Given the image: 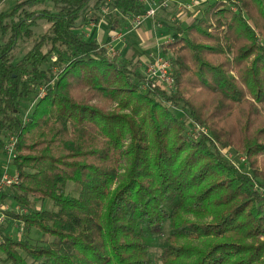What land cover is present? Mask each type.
<instances>
[{"label":"trees","instance_id":"16d2710c","mask_svg":"<svg viewBox=\"0 0 264 264\" xmlns=\"http://www.w3.org/2000/svg\"><path fill=\"white\" fill-rule=\"evenodd\" d=\"M105 3L0 10V153L13 137L18 179L1 200L25 211L10 221L45 236L0 234V264H264V0H215L185 26L163 20L174 87L147 92L132 59L82 32ZM110 6L142 12L137 0ZM219 147L243 152L249 172Z\"/></svg>","mask_w":264,"mask_h":264},{"label":"rangeland","instance_id":"374dc122","mask_svg":"<svg viewBox=\"0 0 264 264\" xmlns=\"http://www.w3.org/2000/svg\"><path fill=\"white\" fill-rule=\"evenodd\" d=\"M9 1H10L11 6H13L12 5L13 0H9ZM214 1L215 0H211L210 3L214 2ZM223 1H227V0H223ZM229 1L230 0H228V2ZM112 2H113V0H112ZM110 3H111V0H106V3L104 5H101L99 8L100 13L103 16L101 18V21L98 23V24H100L103 22L102 24H100V26L98 24H95L94 22H90L87 26H84L82 28V32L85 34L86 38L88 40L89 39L95 40L100 45H105L108 47V45H109L108 41H110L113 38V36L116 35V33H121L123 35L122 36L123 37L122 42L128 43L137 52L141 51L142 48H146L147 52H149L150 55L155 56L156 55V52H155L156 49L154 48V46H152V42L155 41L154 40L155 37H154V34L152 32V30H153L152 21H146L140 28L130 30L129 26L127 28V23L129 21L130 17L125 16V15H121V13H119L118 10L116 11L113 8H111ZM207 4L208 3H205V4L201 5L198 9H196L195 12L193 13V18L191 20H189L188 22H183L182 23L183 26L189 24L193 19H195L198 16L199 12ZM116 14L121 15L123 18H125L124 21H123V19L119 18V16H117ZM107 15H110V17L115 15V17H118L117 19L119 21V25L115 28V30L108 29V26H107L108 24L106 23V21L108 20L109 16H107ZM156 19H157V17H156ZM120 24H121V26H120ZM166 24H168L170 26L173 23H171L170 21H167ZM95 26H97V27H95ZM141 29H143L145 31H147V30H150V31L147 33L146 36L141 37V35H139ZM44 30H45V28H40L37 32L40 33V32H43ZM94 32H96V35H97L95 37L92 36ZM164 33L168 34L169 37L171 39H173L174 31L172 33V32H167L164 29L157 31V34H156L157 38H160ZM108 34H109V38L107 39ZM161 44H162V40H161ZM161 44H160V54L165 56L171 62L172 53L170 51H167L166 53L163 54V52H162V45L163 44L162 45ZM28 47H29V44L22 45L20 47V49L16 52L17 56H22V54L25 53V51L28 49ZM163 47H164V45H163ZM118 53H119V50H118ZM120 53L122 55H124V53H126V51L122 52V50H121ZM129 56H131L133 63L137 67H140L141 69H145L144 66H146V63H148L150 61L148 59L144 63H141L140 61H138L136 56L135 57L132 56V52L129 53ZM148 58H149V56H148ZM139 63L143 64V67L139 66ZM172 71H173V66H172ZM160 87H164V86L161 84ZM171 90H173V88ZM171 90H169V91H171ZM21 109L24 110V108H21ZM187 125H189L188 128H190V130L192 131L193 134L198 133V131H199L198 126H196L192 123H189V122H187ZM218 149L225 156V158H227V155L229 156V154H232L233 155L232 160L236 164L235 166L238 167L242 171L249 172L248 160L246 159V155L243 152L236 150V149H233V148L232 149H221V147H219ZM237 155L244 157L246 159L245 163L238 162L236 159H234V156H237ZM5 170L8 173L14 172L13 166L10 163H7L6 156L3 153H0V176ZM65 189H66V192L70 195L77 196V194H78V189L71 182H68L66 184ZM254 189H257L256 186L254 187ZM8 191L9 190H7L5 193H8ZM259 193H261L262 196L264 197V190L263 189H261L259 191ZM1 202L5 206L10 207L11 209H14L15 207H17L19 209V211H21L20 207L18 205L14 204V202H12V200H10L8 198L4 199L3 201L1 200ZM33 207L35 209H41L42 208L44 210H54L55 209L53 207V204L49 201L45 202L44 205L42 203H40L39 201L33 202ZM263 208H264V204H263ZM18 209H17V211H18ZM2 233H4L3 235H6V236L11 237V238H17V239L28 238L31 241H42L43 239H45V236L41 232H39L38 230H35V229L27 230L20 221H10V219L7 217H6L5 223L0 226V234H2ZM22 256H23V253H22ZM1 257H2V255H1ZM5 264H10V263H5Z\"/></svg>","mask_w":264,"mask_h":264},{"label":"built area","instance_id":"2783aa9c","mask_svg":"<svg viewBox=\"0 0 264 264\" xmlns=\"http://www.w3.org/2000/svg\"><path fill=\"white\" fill-rule=\"evenodd\" d=\"M196 1L197 0H137L138 5L142 7V12L129 18V29L132 30L140 28L146 21H152L153 25L156 26L155 29L160 28L161 25L156 19L157 14L160 11L165 12L167 10H170L173 4H175L177 16H171L170 22L174 23L176 22V20L178 21V18L180 17L178 15H184L186 12L192 10L197 4ZM122 36L123 35L121 33H116V35H114L113 38L109 41L108 47L105 46L110 57H115L119 54L118 50L114 47V43L122 40ZM171 40L172 39L169 37L164 39V41L162 40V42L163 44H168ZM160 44L161 43H159V49ZM149 60L150 61L146 63V66H144L145 69H141L140 67H138L142 70V75L144 76V82L141 85V89L145 92L152 91L160 87V85L162 84L164 87H160L161 89H164L166 91L171 90L174 87L171 62L165 56L160 54V52L155 56H151ZM139 66L143 67V64L140 63ZM15 143L16 140L13 137H10L9 139H7L6 144L3 148L2 153L6 156L7 163H11L16 157ZM227 158L231 161L232 164L236 165L232 160V154H229V156L227 155ZM234 159L242 163H245L246 161V159L240 155L234 156ZM17 183L18 179L16 174L8 173L5 170L0 176V226L5 223L6 212L14 210L15 212L25 213L24 210L19 211L17 207L11 209L1 202L2 194L14 185H17Z\"/></svg>","mask_w":264,"mask_h":264},{"label":"crops","instance_id":"0c3cea01","mask_svg":"<svg viewBox=\"0 0 264 264\" xmlns=\"http://www.w3.org/2000/svg\"><path fill=\"white\" fill-rule=\"evenodd\" d=\"M210 1H211V0H197V1H196L197 4L195 5V7H194L192 10L186 12L184 15H178V16H180V17L178 18V22H180V23L188 22L189 20H191V19L193 18V13L195 12L196 9H198L201 5H203V4H205V3H210ZM227 1H228V0H227ZM15 2H16V0H13V4H12V5H14ZM11 7H12V6H11L9 0H0V10H7V9H9V8H11ZM171 16H177V11H176V9H175V4H173V6H171V9H170V10H167V11H165V12L160 11V12L157 14V20H158V23L161 25L160 28H156V29H154L156 26H154L153 23H152V27H153L152 32H153L154 37H155V39H154L155 41L152 42V46H154V48L156 49V51H155L156 54L160 52V49H159V43H161V40H164V39H166V38H169V35L166 34V33H164V34L160 37L161 39H160V38H157V36H156L157 31H160L161 29H163L164 25H163L162 21L164 20L165 23H166L167 21H170ZM119 18L123 19V21H124V19H125V18H123L121 15H119ZM157 20H156V21H157ZM164 21H163V22H164ZM102 23H103V22H102ZM102 23H100V24H102ZM100 24H98V25L100 26ZM162 25H163V27H162ZM120 26H121V24H120ZM95 27H97V26H95ZM157 27H158V26H157ZM127 28H128V23H127ZM149 31H150V30L145 31V30L141 29L139 35H141V37L146 36L147 33H148ZM89 35H90V34H89ZM92 36H93V37L97 36V35H96V32H94ZM108 38H109V34H108V36H107V39H108ZM108 43H109V41H108ZM162 43H163V42H162ZM114 46H115V48L118 49L119 51H120V50H122V52L126 51V53H124V55L126 56L127 59H131V56H129V53L132 52V56H133V57L136 56L137 59H138V61H140L141 63H144L145 61H147L148 59H150V57L152 56V55L149 54V52H147V49H146V48H142L141 51L137 52L136 50H134V48H133L131 45H129L128 43L122 42V40L118 41L117 43H114ZM133 54H134V55H133ZM148 56H149V58H148ZM139 64H140V63H139Z\"/></svg>","mask_w":264,"mask_h":264}]
</instances>
